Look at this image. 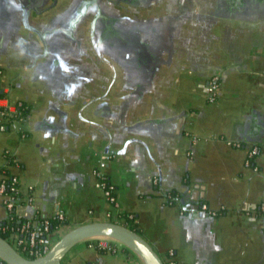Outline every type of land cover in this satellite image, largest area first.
<instances>
[{
  "label": "crops",
  "instance_id": "crops-1",
  "mask_svg": "<svg viewBox=\"0 0 264 264\" xmlns=\"http://www.w3.org/2000/svg\"><path fill=\"white\" fill-rule=\"evenodd\" d=\"M84 2L0 0L2 103L31 107L0 128V167L32 198L18 212L62 210L67 229L132 215L164 261L174 251L177 264H264V0H103L108 24L96 6L80 17ZM87 262L140 259L101 239L62 264Z\"/></svg>",
  "mask_w": 264,
  "mask_h": 264
},
{
  "label": "built area",
  "instance_id": "built-area-1",
  "mask_svg": "<svg viewBox=\"0 0 264 264\" xmlns=\"http://www.w3.org/2000/svg\"><path fill=\"white\" fill-rule=\"evenodd\" d=\"M220 81L219 77L215 76L210 81V85L208 88L209 100L214 101L217 97V90L219 87ZM3 98L0 99V105L5 108V111L0 114V128L4 130L6 128L5 123L9 121L7 117L10 114H13L17 111V105L14 109L8 107L7 105L2 103ZM17 120V119H15ZM236 146H241L240 143H233ZM259 153V147L254 146L248 153L247 164L250 165L251 160L257 156ZM6 155L9 152L5 153ZM95 174L98 177V186L103 189L105 195L109 198L110 202L116 204L117 197L112 192L113 186L110 188L107 186V182L105 181L106 176L99 170L95 171ZM0 193L4 197V204L8 210V218L12 219H21L24 218L17 210V206L21 203V201L32 202V198L30 196H24L21 192L20 179L19 176L11 173L4 174L0 172ZM258 213L264 214V202H262L259 206ZM203 211H210L211 214L217 215V211L209 210L208 205L203 203L201 205ZM130 218H133L131 215ZM27 220L24 223L19 222L18 224H14L12 221L10 224H5V221L0 222V232L8 233V238H6L20 253L24 256L32 258L33 255L36 257L43 255L45 252L49 250L52 246L49 242L48 235L53 229V220L59 221L61 224L57 226L56 229L61 228L66 220L65 213L61 210L57 213L55 218L43 217L39 220L26 218ZM4 223V224H3ZM101 245V244H100ZM104 247V246H100ZM174 251H170L169 258L166 264H177L174 259ZM0 264H6V262L0 258Z\"/></svg>",
  "mask_w": 264,
  "mask_h": 264
},
{
  "label": "water",
  "instance_id": "water-1",
  "mask_svg": "<svg viewBox=\"0 0 264 264\" xmlns=\"http://www.w3.org/2000/svg\"><path fill=\"white\" fill-rule=\"evenodd\" d=\"M140 62L149 68L151 55L147 49L140 54ZM110 239L133 251L140 264H166L153 245L136 230L113 221L89 222L64 233L43 255L29 258L20 253L6 238L0 235V258L6 264H62L77 244L89 240Z\"/></svg>",
  "mask_w": 264,
  "mask_h": 264
},
{
  "label": "trees",
  "instance_id": "trees-1",
  "mask_svg": "<svg viewBox=\"0 0 264 264\" xmlns=\"http://www.w3.org/2000/svg\"><path fill=\"white\" fill-rule=\"evenodd\" d=\"M0 73H1V68H0ZM1 98H4V93H3L2 89H1V86H0V99ZM4 111H5V108L0 105V114H2V112H4ZM30 114H31V107L29 106V104L27 102L22 101L19 105H17V111L15 113L10 114V115L7 116L9 118V121L5 123L6 128H8L9 123L12 122L15 119L23 120V121L27 120L28 117L30 116ZM6 158H7V163L8 164H14V159H13V157L11 155L7 154ZM0 172L4 173V174H11V171L6 166H1L0 167ZM105 181L107 182L108 188H110V186L112 184H111V182H110V180H109V178L107 176H106ZM112 190H113L112 192L115 194L114 187L112 188ZM169 201H171V200H169ZM36 219L39 220L40 217L34 218V220H36ZM25 220H27V219L26 218H21V219H17V220L16 219L10 220V218H7L4 223L5 224H10L11 221H12L14 224H18L19 222L24 223ZM52 223H53V229H56L57 226L61 224L57 220H53ZM127 225L130 228L136 230L138 233H141V229L138 227V224L136 223V220H135L134 217L130 218V216H128ZM53 229H52V231H53ZM0 235L3 236L4 238H8V233L0 232ZM98 248H101V247L98 245ZM35 257H36L35 255L32 256V258H35ZM165 263H167L166 260H165ZM85 264H97V263L87 262Z\"/></svg>",
  "mask_w": 264,
  "mask_h": 264
},
{
  "label": "flooded vegetation",
  "instance_id": "flooded-vegetation-1",
  "mask_svg": "<svg viewBox=\"0 0 264 264\" xmlns=\"http://www.w3.org/2000/svg\"><path fill=\"white\" fill-rule=\"evenodd\" d=\"M95 1V5H93L92 4V0H85V2H84V4H83V7H82V9H81V14H80V17H83V16H85V15H87L88 14V10L90 9V8H92V7H94V6H96L97 8H98V11L99 12H97V15L99 16V18L97 19L99 22H101L102 24H104V22H106L107 24L111 21H109V20H106V18H105V8H103V4H102V2H103V0H94ZM107 1H109V4H111V5H113V4H116V5H118L116 2H117V0H107ZM83 14V15H82ZM108 18V17H107ZM94 23H96V19L94 20ZM93 23V24H94Z\"/></svg>",
  "mask_w": 264,
  "mask_h": 264
},
{
  "label": "rangeland",
  "instance_id": "rangeland-1",
  "mask_svg": "<svg viewBox=\"0 0 264 264\" xmlns=\"http://www.w3.org/2000/svg\"><path fill=\"white\" fill-rule=\"evenodd\" d=\"M67 225H68V224L63 225L61 228L58 229L57 232L60 233V234H58V235H59V238H60L64 233H66L67 231L71 230V228L73 227V226H71V228L67 229V228H66ZM138 227H139V226H138ZM73 228H74V227H73ZM73 228H72V229H73ZM54 235H56V236H55V238H54V242H52L53 244L55 243V241H57V234H54ZM79 244H81V243H79ZM76 246H78V244H77ZM76 246L73 247L71 251L75 250ZM71 251H70V252H71ZM70 252H69V253H70ZM69 253H68V254H69ZM66 257H67V256H66Z\"/></svg>",
  "mask_w": 264,
  "mask_h": 264
}]
</instances>
